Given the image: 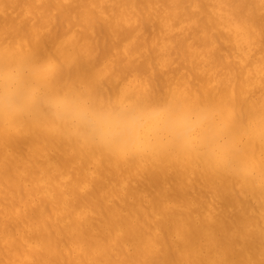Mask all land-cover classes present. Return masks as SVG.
Returning <instances> with one entry per match:
<instances>
[{"label": "bare ground", "instance_id": "1", "mask_svg": "<svg viewBox=\"0 0 264 264\" xmlns=\"http://www.w3.org/2000/svg\"><path fill=\"white\" fill-rule=\"evenodd\" d=\"M222 2L261 0H0V54L47 55L64 85L104 96L173 86L212 96L236 119L243 155L264 160V140L247 132L251 117L264 113V22L253 7L245 33L211 7ZM53 39L50 48L38 42ZM125 72L162 84L120 79ZM182 159L183 167L137 169L56 127L29 119L0 127V264H158L177 247L193 252L194 264L259 261V231L241 241L242 252L231 242L246 217L259 221V191ZM208 214L215 239L186 231L190 217Z\"/></svg>", "mask_w": 264, "mask_h": 264}, {"label": "clouds", "instance_id": "2", "mask_svg": "<svg viewBox=\"0 0 264 264\" xmlns=\"http://www.w3.org/2000/svg\"><path fill=\"white\" fill-rule=\"evenodd\" d=\"M21 119L59 128L119 163L144 166L195 157L219 174L242 177L264 191V160L243 155L236 119L212 96L178 86L104 96L64 85L47 55L0 54V127ZM247 132L264 140V113L251 117Z\"/></svg>", "mask_w": 264, "mask_h": 264}, {"label": "snow or ice", "instance_id": "3", "mask_svg": "<svg viewBox=\"0 0 264 264\" xmlns=\"http://www.w3.org/2000/svg\"><path fill=\"white\" fill-rule=\"evenodd\" d=\"M211 7L214 10H216L221 20L227 18L230 22L234 21L236 23L237 28L241 29L245 33H247L251 29L250 17L252 15L253 7H258L260 9L261 20L262 22H264V0H261L258 6L222 2L211 5ZM245 9H248V11L245 12L244 11ZM24 38H28V37L24 36ZM262 39H264V36H262ZM38 42L43 44L46 48H50L51 46H54L56 44L54 39L51 41V43L49 41H38ZM124 78H132V79L140 78L141 80H144L153 86H161L162 84L161 82L156 81L154 78L141 76L139 74H133L131 72H125L124 75L120 77V79H124ZM183 83L187 87H195L194 85L191 84L190 81ZM93 156L96 155L93 154ZM173 164L183 167L184 160L178 157L170 161L154 162L151 165L130 166V167H135L137 169L147 166L172 167ZM219 179L226 180L227 178L221 177ZM241 186L245 187L243 185ZM250 190H252L253 192L256 191L254 189H250ZM259 193H260V203H261V212H260L259 221L255 220L251 216L246 217L244 222L238 225L236 230L233 232L231 237V242L234 244L236 250L242 252L244 251V248L243 245L241 244V241L248 239L253 233L259 231L262 241L261 254H260L261 258L259 261L252 258L246 260H239V261H229L228 264H264V191H260ZM186 231L190 234L198 235L202 239H215V221L212 219L210 214L205 215L203 219H201L200 215H197L194 218L190 217ZM184 236L185 234L181 236V239H183ZM82 251H84L85 255H87V250H82ZM173 252L174 254L172 258L159 261L158 264H194V261L190 258L192 255H194V253L189 252L187 248L177 247L173 250ZM43 264H61V262L57 260H47L44 261ZM79 264H111V261L90 258L87 260H81ZM127 264H157V262L153 260L145 259L143 261L141 260L128 261Z\"/></svg>", "mask_w": 264, "mask_h": 264}]
</instances>
